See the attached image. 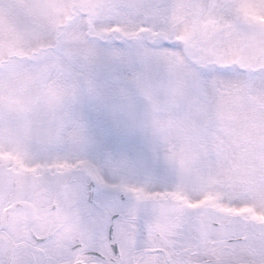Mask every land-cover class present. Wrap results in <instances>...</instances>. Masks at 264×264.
I'll list each match as a JSON object with an SVG mask.
<instances>
[{
    "label": "snow or ice",
    "instance_id": "1",
    "mask_svg": "<svg viewBox=\"0 0 264 264\" xmlns=\"http://www.w3.org/2000/svg\"><path fill=\"white\" fill-rule=\"evenodd\" d=\"M0 264H264V0H0Z\"/></svg>",
    "mask_w": 264,
    "mask_h": 264
}]
</instances>
